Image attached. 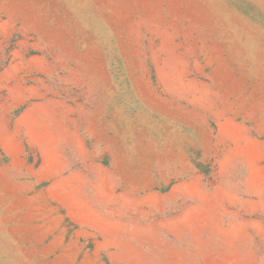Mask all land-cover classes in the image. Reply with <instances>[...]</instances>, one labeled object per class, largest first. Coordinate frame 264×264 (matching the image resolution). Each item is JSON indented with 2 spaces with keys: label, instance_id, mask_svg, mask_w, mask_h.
Segmentation results:
<instances>
[{
  "label": "rangeland",
  "instance_id": "rangeland-1",
  "mask_svg": "<svg viewBox=\"0 0 264 264\" xmlns=\"http://www.w3.org/2000/svg\"><path fill=\"white\" fill-rule=\"evenodd\" d=\"M0 264H264V0H0Z\"/></svg>",
  "mask_w": 264,
  "mask_h": 264
}]
</instances>
